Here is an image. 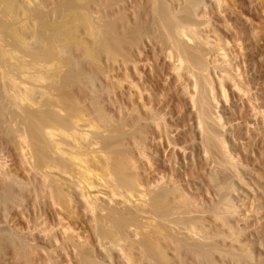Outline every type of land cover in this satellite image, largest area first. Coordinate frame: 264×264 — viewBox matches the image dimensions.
Instances as JSON below:
<instances>
[{"label": "bare ground", "instance_id": "obj_1", "mask_svg": "<svg viewBox=\"0 0 264 264\" xmlns=\"http://www.w3.org/2000/svg\"><path fill=\"white\" fill-rule=\"evenodd\" d=\"M117 1L97 0L90 7L87 0H64L52 2L50 7L43 10L40 5L41 2L38 0H34L33 4L31 0H0V139L7 146H11L9 147L12 149L17 167L23 171L24 177L27 176V179H20L16 176L17 174H11V171L6 170V164L4 163V165L0 161V214L7 213L6 210L9 206L13 205L14 208V205L22 199L23 194L29 191L31 187H34L38 193L48 192L53 199V201L50 199L51 202L63 206L69 205L68 190L66 188L70 189L76 186L79 181L75 178L78 179L81 176L84 179L87 176L81 166L85 162L87 165L90 158V162L94 160L92 164L96 165L94 169L97 168L96 163L104 162L103 164L107 166V169L104 166L105 169L108 171L109 168L108 174L106 170L104 172V168H100L103 164L98 166L99 171L103 170V174L108 175L107 179L115 188L117 186L118 189L122 187L124 190H128L137 184L136 161L134 160V162L131 158L133 155L130 156L126 151L125 140L130 139L134 142L135 149L141 152L147 126H151L150 122L157 124L159 121L155 122L152 119L154 114L151 116L148 109H146L148 112L145 111L147 113L144 117H141L138 111L136 114L133 112L135 114H132L133 117L135 116V119L132 117L134 119V123L132 122L133 129L129 135L124 134L126 130L123 132L122 128L111 123L112 119L109 120L110 118H107L106 114L104 115L103 109L98 106V97L95 96L97 91L95 92L94 89V87L96 88L94 82L97 75H106L101 63L104 57L109 58V53L112 51L107 45L108 36L106 33L117 28L115 23L111 22L114 15L109 13L112 6L115 3L118 4ZM171 1L177 2L179 0ZM181 1L183 5L180 11L178 14H173L169 8V4H171L168 3L169 1L151 0L148 4L150 5V13L148 11L150 15L148 16H151L149 24L141 19V21L135 22L133 26L129 24V27L126 18L121 16L120 11V15L114 17L118 19V26L123 29L124 33V36L120 37L119 40L121 44H124L126 37H129L130 40L125 45L131 52L132 48L137 47L142 33L147 31V27L150 28L151 25H154L155 28L156 23L159 24L156 18L159 19L162 33L155 30L156 34L159 36L161 34V39H157V41L161 42L162 40L164 46L168 45L173 50L175 48V55H171V57H175L174 61L178 63L173 64L174 69H171L176 71L175 75L178 79L193 81V87L191 88V84H188L190 90L187 88L188 85L186 88L192 93L187 92L190 94V103L198 108L196 110L199 111V115L196 114L198 117L200 116L202 122H204L203 124H205L201 128L200 126H203V124L199 121L200 118L198 119L201 122L198 127L202 129V133L200 132L202 142L204 141V145L213 154H218L219 164L217 166L220 170H228L234 173L232 159L230 160L224 147L225 142L223 143L218 137L219 134L216 133V129H219L221 122H219L217 115L214 116L215 114H213V110L216 109H214L215 100L210 84V74L208 76L209 71L207 73L208 68L211 66L213 68L220 67L219 69L222 70L228 66H226L222 56L221 59L216 55L209 58L211 56V48L209 47L211 46L207 45L206 40L204 41L199 38L200 36H197V24L195 25L198 17L197 8L201 5L202 0ZM43 4H45L44 1ZM47 11L59 15L58 18L54 17L52 21L47 16ZM153 21L154 24H152ZM191 25H195L194 29L190 28ZM151 29L153 32V28ZM156 29L159 28L156 27ZM138 50L136 49V51ZM13 51L14 53L17 51V56L16 54L14 56ZM168 52L171 53V51ZM78 55L82 56L83 62L77 63ZM134 61L137 62L138 60ZM137 63H133L135 73L138 71ZM181 63L185 64L183 68H186L183 69V75L185 76L182 77H186L184 79L181 78L179 72L182 67ZM122 65L126 67L127 62L122 61ZM213 68L210 69L213 70ZM46 70H48L47 77H49V80L51 79L48 84L47 81L45 83L41 81L46 78L44 74ZM221 77L219 82L226 79L241 95V88L239 89L236 79L228 75L227 72L224 75L222 74ZM46 80L48 79L46 78ZM186 81L184 85H186ZM42 82L43 85H47L41 87L43 86L40 84ZM137 89L139 91V87ZM15 91L17 93L14 94ZM135 91L137 90L135 89ZM53 93L54 96L52 97ZM78 95L90 98V110L92 113L94 112L97 120L102 124V132L98 130L99 133H95L96 131L93 129L95 134L91 140L94 141V145L91 144L93 141H88L90 138L86 137L88 140H83V136H81L83 132L81 134L77 132L80 129L78 127L76 130L77 127H73L74 122L72 121L74 118L69 116L75 112L83 113L82 110H85L79 105L81 97ZM80 104H83V102ZM78 122L80 121L78 120ZM159 123L158 125H160ZM156 124L154 127L157 126ZM101 128L100 130H102ZM83 130L85 131V129ZM86 138L84 139L86 140ZM94 153L96 155L92 158ZM40 160L41 165L38 164ZM88 173L90 174V172ZM162 182L148 190V198H146L147 200L144 199L145 202H141L140 199L138 204L135 203L136 205H129V203L117 206V204H110V202H114L112 200L108 201L109 204L106 202V204L100 203L101 206L98 205L105 212L101 209L104 214L101 215L100 213L96 219L94 218L97 235L100 239L111 243L112 250L118 249L125 264H263L254 261L249 252L236 254L231 248L221 249L218 242L219 238L234 241L242 249L247 248L245 243L239 241L238 235H234L236 230L239 235L243 230H240V232L231 223L236 211L228 197H224V208L222 206L218 211L217 209L214 210L215 208H210V211L213 210L211 214L208 210L210 215L220 220L218 222L226 230L223 228L225 231L213 230V233H209L203 224H199L203 220L200 221L203 214H201L200 219L199 216L197 217L198 207L193 199L179 192L176 186H168L165 182H163L165 184ZM216 182L218 192L226 191L225 193L228 194L231 188L227 178L217 179ZM87 185L85 183V186ZM79 186L80 189L82 188L81 190H86L83 186ZM79 186L76 189L77 192ZM91 187L93 188L92 185ZM78 194L81 196L82 192ZM82 197L84 202L86 195L84 194ZM94 199L96 200L94 202L98 203V197ZM122 199L125 200L124 197ZM127 200L125 202H128ZM86 201L85 203H88ZM220 203H222V199ZM199 213H202V211ZM91 214L93 215V212ZM4 215L5 217L8 216V214ZM144 217L148 220L143 221ZM197 223L200 226H197ZM8 231L0 228V249L10 248L15 256L22 260H28L31 256V247H28L25 238L22 239L17 234ZM68 238L66 237L67 240ZM84 249L80 250L81 262L84 264L92 262L93 264V255L91 256L86 248Z\"/></svg>", "mask_w": 264, "mask_h": 264}, {"label": "rangeland", "instance_id": "obj_2", "mask_svg": "<svg viewBox=\"0 0 264 264\" xmlns=\"http://www.w3.org/2000/svg\"><path fill=\"white\" fill-rule=\"evenodd\" d=\"M31 1L33 4L34 0ZM38 1L42 4L44 1L45 4L43 5L39 2L42 6L40 7L44 10L50 7L52 2L64 0ZM87 1L90 7L93 2H97V0ZM119 1H117L118 4L115 3L112 6L111 10L113 12L109 11L111 15L117 17L121 11V16L126 18L127 26L129 24L133 26L135 22L141 21V19L149 24L151 16H148L150 15V5L148 4H150L151 0ZM166 1L171 3L169 4L171 12L178 14L183 2L179 0L181 4L179 1ZM179 5L181 6L179 7ZM197 11L198 17L197 23H195L198 29L197 36H200L199 38L204 41L206 40L207 45L211 46L209 47L211 48V56L209 54V58H213L214 55L218 58L222 56L223 58H221L224 59L226 66H228L224 70L219 69L220 67L213 68L211 66L208 68L207 73L209 71L208 76L210 74V84L215 100L214 109H216L213 110V114H215L214 116L217 115L219 122H221L219 129H216V133L217 135L219 134L218 137L222 142H225V150L230 160H233L231 162L234 166V173L228 170H220L219 166H217L219 164L218 154H213L204 145V141L202 142L201 128L205 124H203L204 122H202L203 120L200 116L198 117L199 111L196 110L198 108L190 103L189 93L191 92L189 90L190 86L191 88L193 87V81H188L184 79L186 77H182L185 76L183 75V69L185 68L183 66L185 64L181 63L182 67L179 72L181 78L185 81L187 80L186 85H184V80L176 77V71L171 69L173 68L172 65L177 62L174 61L175 57H171V55H175V48L173 50L168 45H165V47L162 44V40L161 42L159 41L161 34L159 33L160 36L156 34L158 30L162 33L159 19L156 18L159 24L156 23L158 25H155V28L154 25H151L150 28L147 27V31H143L144 33H142L137 47L132 48L130 52L125 45L130 38L126 37L124 44H121L119 38L124 36L123 29L118 26V19L113 17L111 22L115 23L117 28L106 33L108 36L107 45L112 51L109 53V58L104 57L101 63L106 77L103 74L97 75L94 82V86H96V88L94 87L95 92L97 91L95 96L100 100L97 99L98 106L103 109L102 112L107 115V118H110L109 120L112 119L111 123L122 128L123 132L126 130L124 134L127 135L133 129L132 124L135 119V116L133 117L132 115L134 114L133 112L136 114L138 111L139 115L144 117L150 110L151 116L154 114L152 119L155 122H160H157V124L150 122L151 126H147L145 141L143 140L144 146L142 145L143 151L138 152L135 149L134 142L130 141V139L125 140L126 151L130 156L133 155L131 158L136 161L134 162L135 166H137L135 170L138 172V182L128 190H124L122 187L118 189L117 186L116 189L107 179L109 168L107 171V166L103 164L104 162L101 161L102 163L100 162L99 164L95 162L97 168L95 167L96 169H94L96 165L92 164L94 160L90 162V158L87 162L88 164L90 162L89 166L88 164L86 165V162L81 166L84 174H87L88 177L86 176L84 179L81 176L78 179L75 178L79 181L76 186L71 187V190L66 188L68 191L65 189L68 194L66 196L69 198V205L63 206L51 202L53 199L48 192L38 193L34 187H31L29 191L23 194L24 199L22 196V199L20 197L21 200L14 205V208L13 205L9 206L11 208L8 207L7 213H4L8 214V216L5 217L4 214H0L2 216L0 218V228L9 230L10 233L17 234L22 239L25 238L24 240L27 242L28 247H31V256L28 260H22L15 256L10 248L4 247L0 249V264H84L80 258V250H85L84 248L91 256L93 255L92 260L95 264H125L118 249L112 250L111 243L100 239L97 235L94 218L96 219L100 213L102 215L105 212L98 205L101 206L100 203L106 204V202L109 204L112 200L114 202L112 201L110 204H117V206L129 203V205H134L136 202L138 204L140 199L141 202H145L146 198H148V190L162 181L168 186H176L179 192L193 199L198 207L197 217L199 216L200 219L201 214H203L200 219V221L203 219V223H199V221L198 223L203 224L209 233L217 230L218 232L226 230L218 222L220 220L210 214L214 208V210H220L225 204L224 197H228L236 211L231 223L239 231L243 230L242 232L240 231V235L236 230L234 235H238L239 241L245 243L247 248L242 249L234 241L219 238L218 242L221 249L231 248L236 254L249 252L254 261L264 264V0H202ZM46 14L51 20L59 16L54 15L51 11H47ZM152 24H154V21ZM194 26L191 25L190 28L194 29ZM156 27L159 29H156ZM151 28H153V32ZM157 39L159 40L157 41ZM136 49L139 50L136 51ZM168 51H171V53ZM16 53L17 51L14 56ZM81 57L78 55L77 63L83 62ZM134 60H138V63ZM122 61L127 62L126 67L122 65ZM133 63L138 64L137 72L139 75L136 74L137 72L135 73V69L133 70ZM210 68H213L214 71ZM226 72L236 79L239 89L241 88V95L237 93L232 84L226 79H223L225 81L221 79L222 82H219L222 74L224 75ZM44 74L48 80L45 78V80L42 79L41 81H44V83L47 81L46 83L48 84V81H51L47 77L48 70ZM44 83L40 84L43 85ZM47 84L40 86L44 87ZM188 84L191 85L189 86ZM136 85H138L139 91ZM186 86L189 90H187ZM138 92L143 94L141 95ZM15 93L17 92L15 91ZM78 96L81 97V102H79H83V104L79 103V105L85 110H82L83 113L75 112L69 116L76 118V122L74 119L72 121L74 123H77L78 120L80 121L78 122L80 124L77 123L78 125L73 123V127H77L76 130L79 127L81 131L77 130V132H80V134L83 132L81 134L83 140L87 141V138H90L88 141L91 142L94 134L99 133L98 130L103 131V128H101L102 124L99 123L94 112L92 113L90 110V98ZM6 97L8 96L6 95ZM37 98L39 99L38 96ZM145 111L147 112L145 113ZM200 123L203 126H200ZM155 124L158 127H154ZM0 140V161L6 164H4L6 170L11 171V174H17L16 176L20 179H27V176L24 177L23 171L15 163L12 149H10L11 146H7L2 139ZM91 144L94 145V141ZM95 155L96 153L92 155V158ZM38 164L41 165V160ZM100 165L103 166L100 168H104V172L106 170V175L103 174V170L99 171L100 168L98 166ZM223 178H227L230 184L231 189L228 194L225 193L226 191L220 192V194L216 186L217 179ZM85 183L86 185L91 184L85 186ZM79 185L86 188V190H83L86 195L84 199L87 201L84 200L83 202L82 195H84V191L81 190L82 188L80 189ZM78 186L79 191L81 190L82 192L81 196L78 194H81V192L76 191ZM38 194H41V196ZM90 195L91 197H89ZM220 195L223 196L221 197ZM97 197L98 203L94 202L96 201L94 198ZM106 197L108 199H105ZM121 197H124V199L127 197L128 200L127 198L125 200L128 202H125ZM219 198L222 199V203H220L221 199ZM50 199L52 200L50 201ZM101 199L103 200L102 202L100 201ZM85 201L88 203H85ZM122 202L125 203L123 204ZM210 208H212V211L209 210ZM97 209H102L103 212ZM201 211L202 213H199ZM92 212L95 217L91 214ZM147 220L145 217L143 218V221ZM199 224L197 226H200ZM50 231L54 236L51 235ZM63 234L68 235L66 236L69 237L68 240ZM85 264H89V262Z\"/></svg>", "mask_w": 264, "mask_h": 264}]
</instances>
